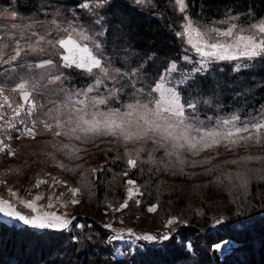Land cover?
<instances>
[{
	"label": "snow or ice",
	"instance_id": "snow-or-ice-1",
	"mask_svg": "<svg viewBox=\"0 0 264 264\" xmlns=\"http://www.w3.org/2000/svg\"><path fill=\"white\" fill-rule=\"evenodd\" d=\"M132 3L143 6V0H132ZM176 3L180 5V12L185 13V0H176ZM77 7L80 11L72 19L63 23L52 19L48 26L40 24V30L34 29L31 21L19 19L16 11L4 14L5 18L14 21L0 36V135L7 140L13 138L10 133H15L17 139L21 136L35 138L37 126L42 125L54 136L68 140L85 143L94 137H112L123 143L153 145L155 147L151 151L163 150L165 154L179 158L181 150L196 154L219 144L225 147H244L246 141L259 144L264 138V114L253 115L247 120L239 116L223 120L214 119L211 115L201 118L198 104L193 99L197 95L195 78L207 72L210 65L264 59V18L258 23L244 26L232 22L239 19L237 16H230L219 21L227 25L221 29L211 25H194L191 18L184 14L181 29L175 31L174 36L181 41L183 55L180 59L194 67L185 71L176 60H171L149 82L144 79L146 70L142 63L121 71L120 67L113 66L112 57L105 49L107 18L117 7L126 6L117 4L116 0H99L97 7L81 0ZM0 30H3V25H0ZM210 33L223 37L224 41L213 39ZM53 56L59 59L51 58ZM71 67L89 74L93 82L85 89L66 87L63 70ZM235 67L239 68L240 65ZM5 82L8 87H5ZM127 88L132 89L129 101L121 107H111L110 102L118 100ZM203 103L209 104L210 101L205 99ZM59 148L73 159L81 151L70 144L59 145ZM5 149H9V145L0 139V151ZM141 151H144V147L137 150V157ZM8 154L14 155L10 150ZM127 154L131 157V153ZM127 163L129 167H135L137 160L129 158ZM180 163L184 161L180 160ZM231 163L235 164L236 161ZM42 183L46 181L38 180L35 186ZM63 183L67 186L66 182ZM127 183L135 184L131 180ZM68 190L73 198L60 203L61 208L74 207L79 203L76 197L82 189L68 187ZM10 194L16 195L14 192ZM41 199L43 197L37 195L31 201L20 200L30 210V215L0 200V215L33 229L63 232L70 226L83 227L72 225L74 217L69 219L66 214L46 211L44 206L38 208L36 202ZM133 199V190L129 188L124 202L112 210L123 211ZM135 203L138 205L140 201L136 200ZM47 207H55L51 196L48 197ZM148 211L155 212L156 206L149 207ZM177 223L186 222L172 217L165 226ZM224 223L223 217L214 219L212 227ZM104 227L114 233L111 240L124 239V233L113 229L111 223ZM127 234L135 235L138 241L175 239L167 233L159 237L138 235L131 229L127 230ZM231 243V240L221 238L211 247L214 251H221L229 248Z\"/></svg>",
	"mask_w": 264,
	"mask_h": 264
},
{
	"label": "trees",
	"instance_id": "trees-1",
	"mask_svg": "<svg viewBox=\"0 0 264 264\" xmlns=\"http://www.w3.org/2000/svg\"><path fill=\"white\" fill-rule=\"evenodd\" d=\"M0 2L8 7L15 5L17 13L24 18L34 16L36 28H39V24L44 22L47 26L52 19L61 23L72 19L80 11L77 5L81 0ZM83 2L99 6V0ZM116 3L126 7H117L108 16L109 23L105 25L108 35L104 40L106 51L112 58L115 57L119 66L128 68L142 63L146 79L151 82L168 61L181 60V41L175 38L174 32L183 22L184 14L176 8V0H146L143 6L133 4L132 0H116ZM186 4L191 18L200 23L237 16V21L245 26L264 18V0H186ZM38 17L40 19L36 21ZM63 71L65 85L69 87L82 88L90 82L87 74L81 70ZM195 79L197 95L193 99L198 104L201 118L209 115L214 119L239 116L247 120L253 115L264 114V59H256L240 70L235 69L231 62L214 65ZM8 86L5 82V87ZM191 92L190 89L189 95ZM205 99L210 103L204 104ZM111 102L115 104L117 100ZM122 104L120 100L115 105L121 107ZM10 134L14 138L15 133ZM154 147L148 146L149 153L154 152L151 151ZM161 155L163 153H157V157ZM84 182V186L81 183L77 185L86 198L89 197L85 184L95 187L92 205L89 202L87 205L96 214L78 217L82 228L54 232L33 229L18 221L10 224L0 219V264H264V193L256 183L246 194L233 191L232 184H229L231 190L219 187L227 192L223 199L213 195L217 191L215 187L209 188L205 197L202 191L195 190L190 199V202L194 199L195 202H191L189 208L191 210L192 205L197 203L196 211L184 212L188 202L181 198L178 211H165L163 216L156 218V224L150 222L148 227L127 225L129 222L125 221V229H131L138 235L159 237L167 233L175 239L139 241L133 249L125 248L124 255L119 257L116 255L117 244L110 239L112 231L106 229L100 219L109 204L103 198L107 187L100 185L99 175L94 173ZM158 185L159 182L144 186L153 194V199L143 198L141 203L144 204L141 206L140 203L139 207L157 204L162 209ZM172 217L186 223L166 227ZM221 217L225 223L213 228L214 219ZM87 237L92 239L88 240ZM221 238L236 243L224 255L211 247Z\"/></svg>",
	"mask_w": 264,
	"mask_h": 264
},
{
	"label": "rangeland",
	"instance_id": "rangeland-1",
	"mask_svg": "<svg viewBox=\"0 0 264 264\" xmlns=\"http://www.w3.org/2000/svg\"><path fill=\"white\" fill-rule=\"evenodd\" d=\"M13 2L15 3V0ZM85 4L89 3L85 2ZM176 6L180 12V5L176 3ZM10 11L17 12L15 5L8 7L3 2H0V25H3V30H0V36L4 35L5 31L14 23V21L5 18L4 14ZM183 14L191 18L187 12L186 0L185 13ZM18 18L26 22L31 21L34 29L40 30L36 28L34 16L24 18L18 14ZM38 19L40 18H36V21ZM191 20L194 25H211L221 29L227 27V25L220 24L219 21L200 23L192 18ZM57 21L60 22L59 20ZM232 22L240 25L238 21ZM43 25H45L44 22ZM180 29L181 25L178 30ZM210 36L213 39L224 41L223 37H219L215 33H210ZM60 51L63 52V50ZM51 58L59 59L55 56ZM112 61L114 67H120L121 71L127 70V67H121L116 63L115 57L112 58ZM253 61L240 60L231 63L234 66L240 65L239 68L235 67V69L240 70L250 66ZM225 62L212 64L209 69L214 65ZM178 65L185 71L191 70L194 67V65L187 64L182 60L178 62ZM70 69L77 68L71 67L65 70ZM87 76L90 79L89 84H91L93 82L92 77L89 74ZM144 79H146V76ZM89 84L82 88L65 86L71 89H85ZM131 91V88H127L119 96L117 103L120 100L122 103L128 102ZM52 98L55 99L54 96ZM115 104L110 102L111 107H119ZM219 119L223 120L222 118ZM37 131L38 134L35 138L21 136L17 139L14 135V138L7 140L3 135H0V139H4V143L9 145V149L0 151V200L7 201L15 206L16 210L30 215V210L26 209L20 203V200L26 199L31 201L39 195L43 199L36 202L38 208L44 206V210L46 211H57L58 214H66V218L69 219L74 217L72 219V225H83L78 220V217L85 214H96V211L87 205L88 202L92 205L93 201L91 198L95 197V193L92 192L95 189L94 186H86L85 184V190L89 198H86L82 190L76 197L79 200L76 206L69 205L67 208H61L59 205L73 198L68 187H78L77 184L79 183L84 186V180L87 177L90 178L93 173L97 174L99 175L100 185L107 187L103 198L106 199L105 202L109 203L106 206L107 210H104L100 219L104 225L111 223L113 229L117 232L124 233V239L122 241H115L117 244L116 255L119 257L124 255L125 248L133 249L139 242L135 239V235L130 236L127 234L125 221L129 222L127 225L137 224L143 227H148L150 222L156 224V218L163 216L165 211L179 210L178 204H180L179 199L181 198L186 199L188 202L183 211L194 212L198 204H193L191 210L189 205L191 202H195V199L190 202L195 190L202 191L203 197H205L207 190L215 187L217 191L213 195L223 199L227 192L221 188L231 190L229 184L234 186L233 191L246 194L249 192V189L251 190L253 184L256 183L259 185V190H262L264 193V138H262L259 144L254 141L244 142L246 144L244 147L231 145L225 147L224 144H219L204 148L196 154L181 150L178 158L174 155L170 156L165 154L163 150H156L149 153V145L145 146L142 142L135 144L131 142L123 143L112 137H94L90 142L81 143L75 140H68L65 137L54 136L52 132L44 130L42 125L37 126ZM62 144H70L79 148L81 151L75 154L77 158L73 159L71 155L70 157L65 155L64 151L59 148V145ZM141 147H144V151H141L137 157V150ZM9 150L14 155H9ZM159 152L163 153V155L157 157V153ZM127 153H131V157ZM149 154H151V160H149ZM248 157H251V159H248ZM129 158L137 160L135 167L128 166L127 161ZM180 160H183L184 163L181 164ZM233 160L236 161L235 164L231 163ZM224 167H227V169ZM69 169H74L75 171H68ZM92 169H96L97 171L92 172ZM224 170L225 172H223ZM38 180L46 181V183H42L37 187L35 185ZM129 180L134 181L135 184H128L127 181ZM140 180L143 181L142 184L139 183ZM63 182H66L67 186ZM158 182L160 190L159 199L163 204V210H160L157 204L155 205V212L148 211V208L151 206L147 208L139 207L143 198L153 199V194L145 190L144 186ZM129 188L133 190L134 199L128 202V207L123 211H113L112 209L119 207L127 198ZM137 189H139L138 192ZM10 192H14L16 195L12 196ZM121 194L124 195L121 196ZM50 196L55 204L54 208L47 207L48 197ZM136 200L140 201L138 205L135 203ZM143 204L144 202L141 203V206ZM108 205L112 207L109 208ZM0 219L8 221L10 224L16 221L3 215H0ZM73 229L74 227L70 226L66 230L72 231ZM112 234L114 235L113 232ZM235 245L236 243L232 242L229 248L222 249L220 252L224 255L227 251H231Z\"/></svg>",
	"mask_w": 264,
	"mask_h": 264
},
{
	"label": "bare ground",
	"instance_id": "bare-ground-1",
	"mask_svg": "<svg viewBox=\"0 0 264 264\" xmlns=\"http://www.w3.org/2000/svg\"><path fill=\"white\" fill-rule=\"evenodd\" d=\"M51 135V134H50ZM50 135H48V136H50ZM52 138V137H51ZM17 149V148H16ZM50 150V149H49ZM50 152V151H49Z\"/></svg>",
	"mask_w": 264,
	"mask_h": 264
}]
</instances>
